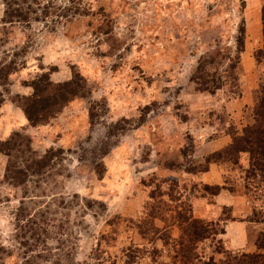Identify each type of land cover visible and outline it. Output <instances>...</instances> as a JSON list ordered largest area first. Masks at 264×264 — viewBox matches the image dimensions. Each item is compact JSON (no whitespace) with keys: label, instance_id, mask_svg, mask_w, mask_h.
<instances>
[{"label":"rangeland","instance_id":"rangeland-1","mask_svg":"<svg viewBox=\"0 0 264 264\" xmlns=\"http://www.w3.org/2000/svg\"><path fill=\"white\" fill-rule=\"evenodd\" d=\"M37 3L9 24L0 2V62L17 66L0 82V141L20 133L36 156L55 154L19 187L0 156V264H241L259 253L264 166L218 154L253 123L264 88V0ZM43 74L78 94L31 126L22 99ZM21 203L36 212L32 239L15 227Z\"/></svg>","mask_w":264,"mask_h":264},{"label":"trees","instance_id":"trees-1","mask_svg":"<svg viewBox=\"0 0 264 264\" xmlns=\"http://www.w3.org/2000/svg\"><path fill=\"white\" fill-rule=\"evenodd\" d=\"M37 1L38 0H0L4 7V23L10 24L27 21L28 15L32 10V4L37 5ZM260 17L264 34V5L261 9ZM243 33L244 26L239 27L238 36L236 37L237 52L243 50ZM202 62L203 61H200L198 65L197 69L199 71L204 69L205 64ZM239 62L240 59L237 53L235 61L229 66L230 70L228 74L233 81H236V76L233 73L239 65ZM16 67L15 61H10L6 64L0 62L1 84L8 79L11 73L16 71ZM48 77V74H43L34 79L30 83L32 89L31 95L22 99L21 109L31 126L46 123L71 97L78 94L76 87L73 86V82L52 85ZM219 80L220 78L216 80L213 79L214 83H212L211 87L207 88L209 92L213 93L219 85H221ZM203 84H205V82H203ZM2 102L3 100L0 96V105ZM252 118L253 123L244 128L242 135L234 137L232 143L218 154L224 155L227 158L228 156L236 157V155L241 152H247L250 155V169L260 164L264 166V161L256 163L258 159L264 160V88L260 90L257 102L253 107ZM30 144V139L20 133H14L9 139L0 141V156L3 155L7 157L4 180L9 185L14 187L22 186L29 178L44 174L49 167L50 160L55 154L54 151L52 149L48 150L42 157H39L35 155ZM215 156L217 157V154ZM35 216L36 212L31 215L28 209L21 203L15 214L16 230L31 231V239L34 238V236L40 235L38 233L40 229H36L38 228V223L34 220ZM44 230L45 229H43V231ZM206 232L207 229L205 227L204 233ZM17 237H20V245L26 246L29 243L28 240H25V233L16 236V238ZM255 244L259 253L243 256L241 264H264V236L258 238ZM2 251H4V248L1 246L0 252ZM5 255L10 257L11 252H5ZM28 260L29 259H26L24 263L28 264Z\"/></svg>","mask_w":264,"mask_h":264},{"label":"crops","instance_id":"crops-1","mask_svg":"<svg viewBox=\"0 0 264 264\" xmlns=\"http://www.w3.org/2000/svg\"><path fill=\"white\" fill-rule=\"evenodd\" d=\"M255 23H258V19H257V20H254V21L252 20V22H251V27H254V28H255V25H256ZM256 26H257V25H256Z\"/></svg>","mask_w":264,"mask_h":264}]
</instances>
